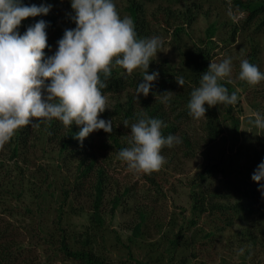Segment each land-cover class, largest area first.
<instances>
[{"label":"rangeland","instance_id":"374dc122","mask_svg":"<svg viewBox=\"0 0 264 264\" xmlns=\"http://www.w3.org/2000/svg\"><path fill=\"white\" fill-rule=\"evenodd\" d=\"M131 1L115 0L122 18L131 17L127 9ZM136 1L150 22L149 32L142 38L155 35L163 40L148 71H159V77L165 75V79L189 74L184 51L194 44L209 43L208 29L215 25L209 43L213 61L232 58V73L224 81L243 99L233 111L239 128L234 130L227 106H213L224 126L221 136L208 141L200 118L181 127L177 135L182 143L161 150L165 163L157 170L155 183L147 173L130 170L118 156L130 146V126L138 118L123 115L121 124L113 123L111 133L102 129L91 133L97 161L92 175L83 182L79 161L67 159L61 146L48 140L45 127L38 128L29 145L19 147L18 155L12 156L15 145L10 139L0 145V162L5 163V170L0 171V248L9 245L12 251L5 264H79L62 249L64 239L71 249L92 250L111 264L133 259L150 264H264V196L259 191L254 197L250 190L258 187L252 174L261 157L264 161V130L249 123L254 113L264 117V81L249 85L238 78L243 59L264 72V14L246 24L244 12L232 0ZM38 2L52 4L50 13L57 19L56 31L48 34L52 48L44 50L51 55L58 37L66 28L75 27L68 15L71 4L70 0ZM169 8L177 19L165 28V19L158 22L154 13L160 17ZM188 9L191 20L190 13L178 16L177 12ZM180 24L184 30L176 35ZM113 68L127 73L120 66ZM144 71L137 68L131 74L143 77ZM141 95L138 99L134 88L109 93L106 111L130 107L134 117H149ZM162 106L171 114L167 104ZM101 118L106 119L103 113ZM168 118L175 123L174 116ZM186 137L196 146L195 154L184 142ZM97 167L106 177L101 184V219L95 216ZM207 167L210 170L202 177ZM7 170L12 177L5 176ZM219 207H238L231 224L219 222L217 214L224 210Z\"/></svg>","mask_w":264,"mask_h":264},{"label":"clouds","instance_id":"9594fccd","mask_svg":"<svg viewBox=\"0 0 264 264\" xmlns=\"http://www.w3.org/2000/svg\"><path fill=\"white\" fill-rule=\"evenodd\" d=\"M69 18L74 28H66L51 55L47 28L50 22L40 19L21 33L22 21L29 17L47 16L53 5L47 2L26 4L24 0H0V145L9 142L16 131L26 125L33 128L52 119L65 127L76 125L75 138L83 143L91 133L113 131V119L101 118L107 109V97L101 89L106 84L101 74L110 76L112 68L120 66L128 74L142 68V80L136 88L137 98L152 92L159 71H148L154 56L163 47L159 36L138 38L134 20L123 18L115 0H70ZM231 57L220 62L211 61L201 74L199 86L191 92L189 115L201 118L208 107L234 105L238 92H229L221 83L232 73ZM238 78L249 85L264 81V72L243 59ZM183 87V76L176 77ZM172 91L160 94L162 103L168 104ZM249 123L264 130V117L254 113ZM128 127V121H124ZM164 121L141 114L130 126L129 147L121 149L119 158L130 170L150 173L165 163L161 150L182 143L179 135L162 134ZM253 181L264 196V161L252 174ZM243 251V250H241Z\"/></svg>","mask_w":264,"mask_h":264},{"label":"trees","instance_id":"16d2710c","mask_svg":"<svg viewBox=\"0 0 264 264\" xmlns=\"http://www.w3.org/2000/svg\"><path fill=\"white\" fill-rule=\"evenodd\" d=\"M26 4H37L39 5L38 0H24ZM234 3V6L238 8L239 11L244 12V22L246 24H250L251 22L258 19L262 14H264V0H232ZM129 14L131 15V18L134 20L135 24V30L137 32L138 38H142V35H146V33L149 32L148 28L150 26V22L147 21L142 15V10L144 8L142 7L141 3L137 2L136 0H132L127 7ZM162 14L156 15L154 13L155 19L159 22L160 18L165 19V23L167 24L165 28H169L172 26L171 20H176L175 13L169 8V10H162ZM144 13V11H143ZM180 17L187 16L189 13L188 20H191L193 18V14H191V9H188L186 11L177 12ZM44 19L48 22H50L49 27L47 28L48 34H52L56 31L57 26V19L55 16H53L50 12L47 16L43 17H29L26 20L22 21L21 26L19 27V31L23 33L26 28L40 20ZM264 22V21H263ZM184 30L183 25L176 26L175 34H180ZM215 25H211L208 29V35H209V43H210V37L215 33ZM63 36V33L58 37V40ZM207 44H194L190 48L186 49L183 53L184 55V62L187 66H189V74H176V75H169L168 79H165V75L158 78L157 81L154 82V87L152 92L145 97L144 95H141L142 97V103L146 106V111H149V117L153 118H159L160 120L164 121V126L162 127L161 131L162 134L166 137L169 134L177 135L179 130H182L181 127L186 126L188 127L190 123L192 124L194 122V118H192L189 115V109L187 107L188 102L191 98V92L194 88L199 86V81L201 78V74L205 72L211 61H213L214 53L212 47ZM177 76H183L185 83L182 86H180L177 81ZM101 80L106 84V87L101 89L102 94L107 95L109 93H117L122 92L127 88H137V85L139 84L140 80H142V77L140 74H128V73H121L117 71L115 68H112L110 76H104L101 74ZM221 83H223L228 89L229 92L237 91L238 90L231 85V83H228L227 81L222 80ZM166 91H172L173 96L171 98L170 103H168V107L170 109V113L168 114L164 110L163 103L160 99V94L166 92ZM239 96V93H238ZM134 104V99L132 100ZM151 102V104H150ZM243 103V99L241 97H238V101L234 105H226L227 106V113L229 116H231V121L234 126V130L237 131L240 125V121L238 118L235 117L233 114L234 107L236 108L238 106H241ZM141 105V104H140ZM207 112L200 118L201 119V126L203 127L207 137L208 141H215L218 137L221 136V134L224 131L223 123L218 116L216 110L214 107H208ZM241 108V107H240ZM134 109L130 107L126 109H118L113 111H105L103 112V116H105L107 119H113L114 124H121V121L124 117L135 119L139 117H134ZM167 111V110H166ZM169 116H174L175 123H170ZM45 127L47 129V138L50 141H54L58 143L61 146V151L65 152L66 158H73L79 161V174L81 176V180L87 181L88 177L92 175L93 169L95 170L96 167V161H97V151H96V144L92 141L91 134L84 139L83 143H81L78 139H76L74 136L76 132L79 130V127L76 125H72L69 127H65L61 121L58 119H52L51 121H48L47 123H41L39 127L33 128L31 125H26L20 128L16 131L15 135L11 138V141L14 143L13 148V155H18L20 146L26 147L29 145L31 136L37 132L40 131L38 128ZM184 140V139H183ZM186 141V144L188 145V149L194 151L193 154L196 152V146L193 145L192 142H190L189 137H186L184 142ZM115 142L117 145H119V139L115 138ZM192 151H190L192 153ZM260 159L263 160V157ZM261 160V161H262ZM4 161L2 160L0 162V171L5 170ZM210 167L205 168L206 170L201 173L202 177L205 175V172H208ZM8 171V173H7ZM5 172V176L12 177V174L10 170H7ZM21 172L24 171V169L21 168ZM157 170L152 171L150 173H147V178L151 180L153 183L156 182V175ZM97 198L95 202V216L99 217L101 219V211H100V203H101V191L102 187L101 184L104 182V179L106 178L103 174L102 176V170L97 167ZM22 181V180H21ZM20 181V182H21ZM255 182V181H254ZM257 183V182H256ZM258 184V183H257ZM258 187H252L250 190L252 192V195L254 197L258 196ZM224 210H219V213L217 214V218L221 224H231L233 221L232 218L238 215L237 208L232 207H219ZM175 244H178V240L175 242ZM62 249L64 252L74 261H77L79 264H111L107 261H105L103 258H101L99 255L94 253L92 250L87 249H71L69 247L68 242L64 239L62 241ZM0 252L3 254V259L0 260V264H5V261H8V256L12 255V251L10 249V246L7 245L0 248ZM124 264H150L149 262H144L138 259H133L131 261H127Z\"/></svg>","mask_w":264,"mask_h":264}]
</instances>
